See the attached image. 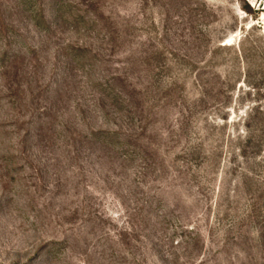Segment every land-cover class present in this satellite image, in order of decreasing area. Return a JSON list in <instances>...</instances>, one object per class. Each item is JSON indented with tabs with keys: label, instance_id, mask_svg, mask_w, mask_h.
<instances>
[{
	"label": "rangeland",
	"instance_id": "374dc122",
	"mask_svg": "<svg viewBox=\"0 0 264 264\" xmlns=\"http://www.w3.org/2000/svg\"><path fill=\"white\" fill-rule=\"evenodd\" d=\"M0 264H264V0H0Z\"/></svg>",
	"mask_w": 264,
	"mask_h": 264
}]
</instances>
